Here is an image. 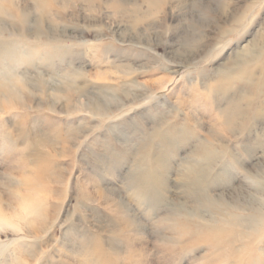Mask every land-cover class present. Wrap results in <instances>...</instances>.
I'll return each mask as SVG.
<instances>
[{"label": "rangeland", "instance_id": "rangeland-1", "mask_svg": "<svg viewBox=\"0 0 264 264\" xmlns=\"http://www.w3.org/2000/svg\"><path fill=\"white\" fill-rule=\"evenodd\" d=\"M0 264H264V0H0Z\"/></svg>", "mask_w": 264, "mask_h": 264}]
</instances>
